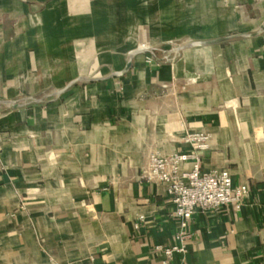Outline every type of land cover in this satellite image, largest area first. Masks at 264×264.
Instances as JSON below:
<instances>
[{
	"label": "crops",
	"instance_id": "1",
	"mask_svg": "<svg viewBox=\"0 0 264 264\" xmlns=\"http://www.w3.org/2000/svg\"><path fill=\"white\" fill-rule=\"evenodd\" d=\"M190 132L249 192L180 240ZM0 264H264V0H0Z\"/></svg>",
	"mask_w": 264,
	"mask_h": 264
},
{
	"label": "built area",
	"instance_id": "2",
	"mask_svg": "<svg viewBox=\"0 0 264 264\" xmlns=\"http://www.w3.org/2000/svg\"><path fill=\"white\" fill-rule=\"evenodd\" d=\"M154 56L150 50V58ZM183 140L191 146L189 152H174L168 155L151 153L147 157L142 175L150 181L162 183L172 204V214L178 220L180 230L177 238L188 237L187 225L193 214L200 211H217L225 206L240 209L248 195L246 183L235 184L227 168L208 172L201 169V153L207 147V136L200 132H190ZM190 164L186 167V164ZM142 218V216H140ZM165 263L180 246H157Z\"/></svg>",
	"mask_w": 264,
	"mask_h": 264
}]
</instances>
